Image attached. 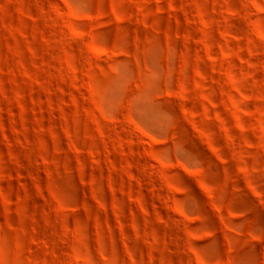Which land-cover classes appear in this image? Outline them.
Masks as SVG:
<instances>
[{
  "label": "rangeland",
  "instance_id": "obj_1",
  "mask_svg": "<svg viewBox=\"0 0 264 264\" xmlns=\"http://www.w3.org/2000/svg\"><path fill=\"white\" fill-rule=\"evenodd\" d=\"M0 264H264V0H0Z\"/></svg>",
  "mask_w": 264,
  "mask_h": 264
}]
</instances>
